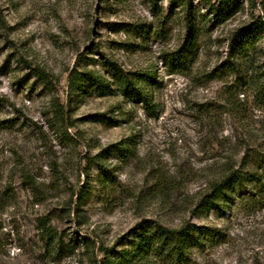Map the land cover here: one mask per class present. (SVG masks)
<instances>
[{
  "label": "rangeland",
  "instance_id": "374dc122",
  "mask_svg": "<svg viewBox=\"0 0 264 264\" xmlns=\"http://www.w3.org/2000/svg\"><path fill=\"white\" fill-rule=\"evenodd\" d=\"M258 17L264 0H0V264H101L184 223L212 237L183 264H264V31L246 62L230 41Z\"/></svg>",
  "mask_w": 264,
  "mask_h": 264
},
{
  "label": "trees",
  "instance_id": "16d2710c",
  "mask_svg": "<svg viewBox=\"0 0 264 264\" xmlns=\"http://www.w3.org/2000/svg\"><path fill=\"white\" fill-rule=\"evenodd\" d=\"M223 2H231L232 0H222ZM216 17L217 14L213 15ZM264 31V20L258 17L254 22L238 29L231 36V45L234 51L240 55L242 61H247L251 52L256 50L257 41ZM180 57L166 59L167 63L180 61ZM180 65V63H179ZM113 67V64H111ZM114 69V67H113ZM86 81L94 88L95 93L101 95H110L111 90L108 85L97 75H85ZM117 84L118 91L131 99L144 101V95L139 92L136 86L131 84L126 79L118 76ZM150 79V78H148ZM72 87L81 84L77 75L70 77ZM83 82V80H82ZM259 89L264 96V81L259 83ZM79 91H81L79 89ZM101 121H104V116H99ZM244 176L229 174L226 178L219 182L213 183L201 196L199 206L204 209L215 205L222 200L224 193H230L234 186L244 181ZM81 195H83L81 193ZM82 197V196H81ZM82 200V198H81ZM79 197V202L81 201ZM212 235L204 227H196L184 223L178 229H168L159 224L140 226L138 232H134L129 238H122L119 250L114 251L112 248L101 246L99 253L103 254L101 264H148L152 261H164L169 264H183L188 258L191 251L203 247L211 239ZM122 240H118L120 243Z\"/></svg>",
  "mask_w": 264,
  "mask_h": 264
}]
</instances>
